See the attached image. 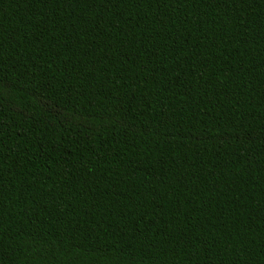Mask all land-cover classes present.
<instances>
[{"label":"trees","instance_id":"16d2710c","mask_svg":"<svg viewBox=\"0 0 264 264\" xmlns=\"http://www.w3.org/2000/svg\"><path fill=\"white\" fill-rule=\"evenodd\" d=\"M0 264H264V0H0Z\"/></svg>","mask_w":264,"mask_h":264}]
</instances>
